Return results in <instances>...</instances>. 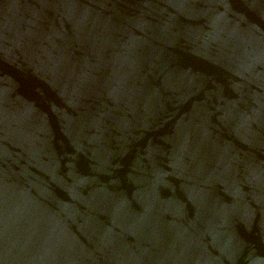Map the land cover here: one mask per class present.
Returning <instances> with one entry per match:
<instances>
[{
	"label": "water",
	"instance_id": "water-1",
	"mask_svg": "<svg viewBox=\"0 0 264 264\" xmlns=\"http://www.w3.org/2000/svg\"><path fill=\"white\" fill-rule=\"evenodd\" d=\"M0 264H264V0H0Z\"/></svg>",
	"mask_w": 264,
	"mask_h": 264
}]
</instances>
